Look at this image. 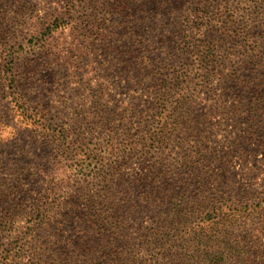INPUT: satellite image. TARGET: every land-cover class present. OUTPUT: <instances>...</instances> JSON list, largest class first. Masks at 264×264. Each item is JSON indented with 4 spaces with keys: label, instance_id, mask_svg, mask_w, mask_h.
<instances>
[{
    "label": "rangeland",
    "instance_id": "1",
    "mask_svg": "<svg viewBox=\"0 0 264 264\" xmlns=\"http://www.w3.org/2000/svg\"><path fill=\"white\" fill-rule=\"evenodd\" d=\"M184 189L264 264V0H0V264H93L113 233L156 264Z\"/></svg>",
    "mask_w": 264,
    "mask_h": 264
},
{
    "label": "trees",
    "instance_id": "2",
    "mask_svg": "<svg viewBox=\"0 0 264 264\" xmlns=\"http://www.w3.org/2000/svg\"><path fill=\"white\" fill-rule=\"evenodd\" d=\"M200 58V61L206 62L212 59V50L210 48H206L201 53H197ZM229 80L234 82L237 80H241L242 82L245 79H241V75L231 74L228 75ZM188 195L186 189L181 191L179 194L176 195H166L162 201V207H164V218L162 219L161 225L155 231H152L148 236L149 240L147 244H157L158 252L157 255L160 259L157 260L156 264H236V258H239L242 255L250 256L252 255L254 249L253 247L258 246L257 244H253L249 246L248 244L244 245H236L230 244L226 245L225 243L219 244L215 242V239L208 240L206 237L212 236L214 233H211L210 230L213 226H217L218 224L225 223L227 219H229V223L238 220L235 213L229 214H214L209 213L210 210H219V208L213 207L212 209L206 208V204L201 201V199L197 196L195 199L188 200ZM190 205V206H188ZM205 207V208H203ZM189 208V209H188ZM183 213L184 221L181 222L180 220H170L172 217H177ZM194 213H197L202 219H206L208 222V227L206 230L204 228H195L193 230L194 237L193 242L189 245H181L178 247L176 244V240L172 243V237L174 236L175 232L173 228L185 226V223L190 221V219L194 216ZM111 214V213H109ZM202 214H206L202 217ZM99 217V216H98ZM95 217L92 220L94 225H97L105 230H108L105 226H114L117 223H123V221H119L118 219L115 220L113 216L112 218L108 219L109 216L102 219ZM219 219V220H218ZM218 220V221H217ZM115 227L110 228L112 232ZM210 232V234H208ZM205 239L203 240L202 238ZM107 242L106 245L101 247L102 250H98L100 256H97V259L93 257V264H148L146 260L141 261L134 256L126 257V252L122 249L118 242H120L119 233H113L107 235ZM210 241H214L211 243ZM172 243V244H171ZM12 247L2 251L1 256V263L8 264V259L10 257ZM253 251V252H252ZM264 256V255H263ZM57 264H63L62 261H58Z\"/></svg>",
    "mask_w": 264,
    "mask_h": 264
}]
</instances>
